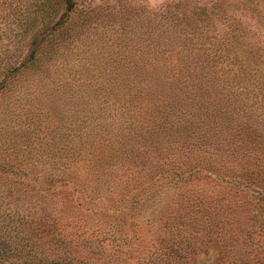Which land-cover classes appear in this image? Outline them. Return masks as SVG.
Listing matches in <instances>:
<instances>
[{"label": "rangeland", "instance_id": "rangeland-1", "mask_svg": "<svg viewBox=\"0 0 264 264\" xmlns=\"http://www.w3.org/2000/svg\"><path fill=\"white\" fill-rule=\"evenodd\" d=\"M35 2L0 0V264H264L262 183L142 170L110 135L121 74L264 73V0H76L48 40ZM94 156L122 167L112 185Z\"/></svg>", "mask_w": 264, "mask_h": 264}, {"label": "trees", "instance_id": "trees-1", "mask_svg": "<svg viewBox=\"0 0 264 264\" xmlns=\"http://www.w3.org/2000/svg\"><path fill=\"white\" fill-rule=\"evenodd\" d=\"M35 4V15L30 23L33 36L44 34L48 40L67 33L73 25L69 11L76 0H36ZM171 12L169 9L163 14ZM132 63L137 64L136 60ZM250 65L245 74L240 66L231 69L229 63L222 64L223 72L224 69L234 71L231 80L216 76L218 70L211 71L209 64L203 74H195L196 68H191L186 75L176 73L166 78L170 86L155 75L145 79L142 85L143 79L137 77L138 73L131 77L121 74L117 85L123 102L117 104L119 117H116L118 114L112 116L114 129L110 135L114 138L131 135L132 145L120 161L126 162L134 156L142 170L147 161L158 163L162 175L182 177L187 174V178H193L211 172L225 180L247 178L249 182L264 185V108L260 109L264 102L254 98L264 92V73H258L259 60ZM251 92L254 97L248 95ZM131 106L139 107L136 113L140 116L141 108L147 109L145 122L140 127L135 125L136 121L123 118ZM249 106L257 109L248 110ZM127 120L135 131H123L127 130L126 125L131 127ZM107 122L110 123L108 119ZM94 158L88 167L93 161L104 165L101 157ZM106 162L103 168L96 170L98 183L112 185L122 167L116 165V160ZM130 167L134 169L135 163Z\"/></svg>", "mask_w": 264, "mask_h": 264}]
</instances>
